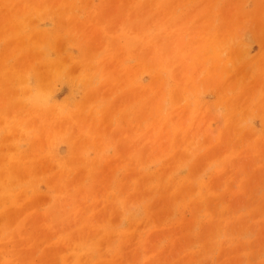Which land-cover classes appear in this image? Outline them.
<instances>
[{
    "label": "rangeland",
    "instance_id": "rangeland-1",
    "mask_svg": "<svg viewBox=\"0 0 264 264\" xmlns=\"http://www.w3.org/2000/svg\"><path fill=\"white\" fill-rule=\"evenodd\" d=\"M0 264H264V0H0Z\"/></svg>",
    "mask_w": 264,
    "mask_h": 264
}]
</instances>
